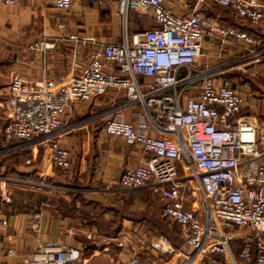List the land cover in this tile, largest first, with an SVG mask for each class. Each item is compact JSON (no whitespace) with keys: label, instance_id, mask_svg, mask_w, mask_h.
Listing matches in <instances>:
<instances>
[{"label":"built area","instance_id":"1","mask_svg":"<svg viewBox=\"0 0 264 264\" xmlns=\"http://www.w3.org/2000/svg\"><path fill=\"white\" fill-rule=\"evenodd\" d=\"M206 1L253 24L264 21L260 0ZM74 2L54 0L62 11L70 10ZM117 2L121 15L133 8L140 15H152L157 26L135 34L131 41L98 47L81 73L59 81L45 77L30 85L14 73L5 144L13 151L48 147V167L66 173L71 168V154L61 143L66 128L62 116L75 102L90 101L111 86H124L130 104L142 105L161 135H149L150 126L135 125L119 113L107 120L109 136L140 145L151 154L148 160L126 169L119 186L126 192L153 189L163 202L161 216L178 227L184 239L176 246L161 236L151 242L150 251L161 259L175 257L176 264H218L222 258L229 264H264V137L259 139L257 127L239 118L244 98L227 80L217 81L222 69L199 64L206 30L211 37L249 45H258L259 40L246 31L223 26L202 8L178 16L165 6V0ZM0 3L14 6L18 0ZM69 40L84 42L76 34ZM52 46L41 42L34 48ZM105 63L118 65L126 77L110 73ZM33 162L32 157L26 160L28 165ZM34 218V229H38L40 214ZM8 225L0 214V234ZM238 240L237 257L233 244ZM82 256L77 249L50 245L41 258L29 257L24 263L78 264ZM122 264L153 263L134 254Z\"/></svg>","mask_w":264,"mask_h":264},{"label":"crops","instance_id":"2","mask_svg":"<svg viewBox=\"0 0 264 264\" xmlns=\"http://www.w3.org/2000/svg\"><path fill=\"white\" fill-rule=\"evenodd\" d=\"M165 6L178 16L202 8L223 26L257 37L259 44L249 45L211 37L206 30L199 64L222 69L217 81L227 80L244 98L239 118L257 127L259 139L264 137V21L253 24L206 0H165ZM156 26L152 15H140L133 8L121 15L117 0H75L67 11L57 9L54 0H18L14 6L0 3V214L9 221L0 234V264L41 258L50 245L81 251L78 264H122L134 254L153 264L177 263L175 257L161 259L150 251L151 242L163 236L161 223H169L161 216L160 196L150 188L126 192L119 186L122 173L151 154L140 145L109 136L107 120L119 113L135 125L150 126L149 135H161L143 106L130 104L126 87L111 86L90 101L68 107L61 134V143L71 154L66 173L48 167V147L13 151L4 141L14 73L30 85L45 77L59 81L81 73L98 47L131 41L135 34ZM72 34L84 42H71ZM41 42L53 46L35 49ZM105 67L126 77L116 64L105 63ZM28 157L33 164L26 163ZM36 213L40 214L38 229L33 226ZM183 243L182 237L176 246ZM240 246L239 240L233 244L237 257ZM218 264L229 262L222 258Z\"/></svg>","mask_w":264,"mask_h":264},{"label":"rangeland","instance_id":"3","mask_svg":"<svg viewBox=\"0 0 264 264\" xmlns=\"http://www.w3.org/2000/svg\"><path fill=\"white\" fill-rule=\"evenodd\" d=\"M202 193H199V201H202ZM160 229L163 236L165 235L174 245H179L182 242V237L179 229L171 223H161Z\"/></svg>","mask_w":264,"mask_h":264}]
</instances>
